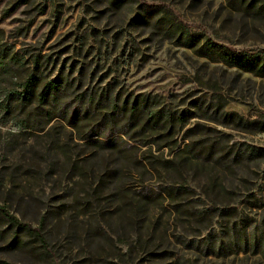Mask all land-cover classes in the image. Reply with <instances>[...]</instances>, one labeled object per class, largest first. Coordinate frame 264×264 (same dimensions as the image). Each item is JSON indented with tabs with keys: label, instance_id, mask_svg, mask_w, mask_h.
Segmentation results:
<instances>
[{
	"label": "rangeland",
	"instance_id": "obj_1",
	"mask_svg": "<svg viewBox=\"0 0 264 264\" xmlns=\"http://www.w3.org/2000/svg\"><path fill=\"white\" fill-rule=\"evenodd\" d=\"M0 208V264H264V0H0Z\"/></svg>",
	"mask_w": 264,
	"mask_h": 264
},
{
	"label": "trees",
	"instance_id": "obj_2",
	"mask_svg": "<svg viewBox=\"0 0 264 264\" xmlns=\"http://www.w3.org/2000/svg\"><path fill=\"white\" fill-rule=\"evenodd\" d=\"M34 77L32 76L31 77V79L30 80H28L25 84H24V88H23V90H22V94H23V97L24 98H28V96H29V92H30V90H29V88H30V86H31V81H32V79H33ZM53 87V83H51V82H49L48 83V85H47V89H45V91L44 92H42L41 93V95L44 97H46L47 96V90L49 89V88H52ZM0 213H2V214H5L6 212H5V210L3 209V208H0Z\"/></svg>",
	"mask_w": 264,
	"mask_h": 264
}]
</instances>
